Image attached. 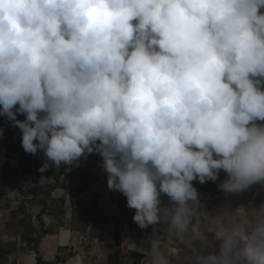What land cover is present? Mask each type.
<instances>
[{"label": "clouds", "instance_id": "1", "mask_svg": "<svg viewBox=\"0 0 264 264\" xmlns=\"http://www.w3.org/2000/svg\"><path fill=\"white\" fill-rule=\"evenodd\" d=\"M262 7L0 0V115L41 173L102 157L134 222L164 225L146 248L129 242L141 264H264V202L209 212L192 184L223 170L226 194L264 186Z\"/></svg>", "mask_w": 264, "mask_h": 264}, {"label": "crops", "instance_id": "2", "mask_svg": "<svg viewBox=\"0 0 264 264\" xmlns=\"http://www.w3.org/2000/svg\"><path fill=\"white\" fill-rule=\"evenodd\" d=\"M101 165L102 162L98 165L91 163V177L86 184L85 191L76 195V199L71 198V190L80 183V167L63 164L59 169L53 167L59 172L60 186L53 190L52 197L65 199V216L62 225L42 236L38 251L27 248L26 243L22 241H18V250L10 253H2L0 248V264H38V255L47 264L53 262L57 264H106L109 255L116 248L115 217L119 214L116 201L120 191L108 188V174ZM69 167L71 170L67 171ZM24 186L25 183L19 181L4 185V189L0 191V243L20 239V234L23 232L20 222L23 214L19 210L21 204L26 203L28 212L33 213L32 222L38 224L36 218L38 207L29 200L31 193ZM246 207L251 208L249 205ZM154 229L163 232L164 225H155ZM154 229L135 238H122V247H125L124 250H130L129 242H134L137 247L146 248L148 246L147 237ZM21 245L25 246V249L20 248ZM58 257L62 261L58 262ZM130 261L129 256L124 255L121 264H129Z\"/></svg>", "mask_w": 264, "mask_h": 264}, {"label": "trees", "instance_id": "3", "mask_svg": "<svg viewBox=\"0 0 264 264\" xmlns=\"http://www.w3.org/2000/svg\"><path fill=\"white\" fill-rule=\"evenodd\" d=\"M261 11L264 12V7L261 8ZM17 118L24 119V116L22 114H18ZM21 139L22 133L19 127L12 126L11 122L5 116L0 115V180L2 179L7 183L10 182L11 179L8 177V174L15 172L16 167H21L23 170V174L28 175V177H34V183L32 185V196L30 201L39 208V211L36 215L38 224L36 225L32 222V220H30L24 206H20V208L22 207L21 211L23 214V217L20 220L23 226V232L20 234V239L16 241L0 243L2 253H10L18 250V241L26 243L27 248L38 251V244L42 236L62 225L65 216V199H56L52 197L53 190L60 186L58 181L59 172L56 171L53 167H49L44 173H41L39 171V168L44 163L43 154H38L37 157L36 154L33 155L31 153L25 152L21 144ZM10 153H17L20 155L18 164H15V166L10 164V161L4 160V156L10 158V156H7V154ZM34 160L35 164L37 163L39 165V168L35 170H33V167L31 166ZM90 161V164H87L86 168L84 164L79 166V173L81 175L80 183L77 184L76 187L72 188V199L76 195L83 193L86 189V184L88 183V180L91 177L92 173L91 163L93 162V160ZM41 175L52 177L51 182L44 184L43 186L37 184L40 180ZM226 175L227 174L223 170H220L219 178L217 181H207L201 184L199 188L193 185L197 189L201 201L206 205L205 210L209 212L216 211L223 205L237 207L240 203H243V201L248 196H253V202H256V206L262 203V201L264 200V186L259 183L253 184L245 192L239 193L238 198H234V194H226L221 191L218 185L226 178ZM208 194L212 195L213 199L207 200L205 196ZM216 194H219V196L216 197ZM114 198L115 197L113 196V199ZM161 201L164 205H167L169 203V198L166 194H161ZM116 207L119 210L118 216L115 217L117 224V229L114 233L116 248L109 255L106 264H121L123 263L124 255L129 256L131 260L129 264H141L143 259L141 254L134 251L131 252L130 250H124L125 247H122L121 239L124 237L135 238L144 232H150L154 229L155 225H149L147 228L139 227L133 220V215L136 210L127 207L126 196L121 192L119 193V197L116 201ZM47 221H51V223L48 224ZM37 260L38 264H47L43 261L40 255H38ZM57 261H62V259L58 257Z\"/></svg>", "mask_w": 264, "mask_h": 264}, {"label": "rangeland", "instance_id": "4", "mask_svg": "<svg viewBox=\"0 0 264 264\" xmlns=\"http://www.w3.org/2000/svg\"><path fill=\"white\" fill-rule=\"evenodd\" d=\"M38 154H42V153L41 152L37 153L36 154L37 157H38ZM7 156H10V158L12 157L13 159L12 158L10 159L9 157H5L4 156V160L10 161V164H12L13 166H15V164H18V160L20 159V155L19 154H17V153H13V154L10 153V154H7ZM214 156H215V154H214ZM90 160L91 159H88V158L85 159V158L81 157L80 160H79V162H78V166H81V164L83 163L84 166H85V168H86V165L87 164H90V162H91ZM37 162H38V160H37ZM61 164L65 165L63 162ZM31 166L33 167L32 168L33 170L39 168V165L37 163L35 164V160L32 162V165ZM8 177L11 179V181L8 182V183L7 182H4L2 179L0 180V186H1L0 191H2L4 189V185H9L10 183H17L19 181H22V183H25V186L24 187H26V189L30 191L31 196H32V185L34 183V177L33 178H32V176H29L28 177V175L23 174V170H22L21 167H16V171L8 174ZM192 182H193L192 184L194 186H197L198 188L201 186V183H199L198 180H193ZM76 186L77 185H75L74 187H76ZM238 195L239 194H234V196H235L234 198H238ZM29 200H31V197H29ZM25 201H26V199H25ZM246 205H249L251 207L256 206V202H253V196H248L243 201V203H240L239 204V206H244V207H246ZM21 206H24L25 211L27 212V215L29 216L30 220H32L31 215L33 213L28 212L26 203L21 204ZM19 210L21 211L22 210V207L19 208ZM38 210H39V208H38ZM133 210H135V209H133ZM47 223L49 224V223H51V221H47ZM20 248L25 249V246L21 245Z\"/></svg>", "mask_w": 264, "mask_h": 264}, {"label": "built area", "instance_id": "5", "mask_svg": "<svg viewBox=\"0 0 264 264\" xmlns=\"http://www.w3.org/2000/svg\"><path fill=\"white\" fill-rule=\"evenodd\" d=\"M87 158L93 160V162L97 163V165H98V163L100 164L102 162V157L98 153L88 154ZM215 196L218 197L219 194H216ZM205 197L207 200L213 199L212 195H209V194L206 195ZM74 199H76V197H74ZM60 255H61V252H60ZM52 264H57V262H53Z\"/></svg>", "mask_w": 264, "mask_h": 264}]
</instances>
